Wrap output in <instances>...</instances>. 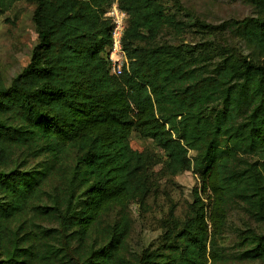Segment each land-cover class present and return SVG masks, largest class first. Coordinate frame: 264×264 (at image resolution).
<instances>
[{"label":"trees","instance_id":"obj_1","mask_svg":"<svg viewBox=\"0 0 264 264\" xmlns=\"http://www.w3.org/2000/svg\"><path fill=\"white\" fill-rule=\"evenodd\" d=\"M29 1L37 42L20 72L0 78V264H209L231 202L264 222V0L212 27L240 47L160 42L189 26L177 0H118L128 14L120 74L108 58L114 0ZM133 132L166 157L134 148ZM158 164L166 175L191 167L201 183L188 215L172 208L161 243L137 252L129 206L143 203ZM115 208L121 219L109 222ZM240 244L238 258L264 261V232L247 228Z\"/></svg>","mask_w":264,"mask_h":264},{"label":"rangeland","instance_id":"obj_2","mask_svg":"<svg viewBox=\"0 0 264 264\" xmlns=\"http://www.w3.org/2000/svg\"><path fill=\"white\" fill-rule=\"evenodd\" d=\"M176 8L180 11V17L189 15V26L180 35L164 30L159 37L160 42L195 44L203 40H215L240 47V40L232 33L214 31L212 27L229 18H243L253 11L247 0H177ZM33 9V2L20 0L12 8L0 10V78L4 82H9L28 63L32 48L37 42V32L32 20ZM198 19L206 26L201 27ZM131 144L139 150L149 149L160 153L163 158L167 155L151 139L136 132L131 136ZM175 147L184 156L192 158L194 155L180 140L175 141ZM161 166L158 164L155 167L151 189L143 203L133 202L129 206L131 229L128 241L131 249L137 252L146 247L155 248L161 243L172 208L180 219L188 215L194 199V188L201 183L199 175L191 167H186L175 175H166L158 173ZM121 212L119 208H115L108 221L121 219ZM42 223L52 225L45 221ZM247 228L264 232V222L256 221L248 212L246 204L236 199L227 207L224 230L217 239V244H208L209 249L218 247L215 259L211 258L209 264H264L262 260L241 259L237 256L242 249L241 231Z\"/></svg>","mask_w":264,"mask_h":264},{"label":"built area","instance_id":"obj_3","mask_svg":"<svg viewBox=\"0 0 264 264\" xmlns=\"http://www.w3.org/2000/svg\"><path fill=\"white\" fill-rule=\"evenodd\" d=\"M105 16L111 21V42L108 48L110 69L112 73L120 74L129 67V57L123 45L128 14L118 0H114L105 11Z\"/></svg>","mask_w":264,"mask_h":264}]
</instances>
